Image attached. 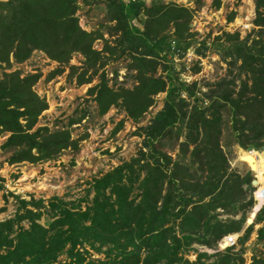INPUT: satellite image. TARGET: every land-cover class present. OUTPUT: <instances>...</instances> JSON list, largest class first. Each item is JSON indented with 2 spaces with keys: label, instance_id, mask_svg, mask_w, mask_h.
Listing matches in <instances>:
<instances>
[{
  "label": "trees",
  "instance_id": "obj_1",
  "mask_svg": "<svg viewBox=\"0 0 264 264\" xmlns=\"http://www.w3.org/2000/svg\"><path fill=\"white\" fill-rule=\"evenodd\" d=\"M182 1L86 0L103 9L101 23L110 40L100 26L91 32L81 27L78 0L0 1V64L6 69L40 52L59 65L47 81L67 68L68 80L76 78L81 85L90 84L109 62L126 57L136 83L132 88L114 90L102 73L89 93L95 95L99 116L119 107L133 123L148 112L156 96L166 94L163 109L136 132L144 136L138 155L94 180L93 198L85 209L81 203L68 208L69 202L61 198L52 199L48 207L42 200L19 202L15 218L0 223V264H55L63 253L69 260L60 264H244L243 246L254 226L264 224L263 210L238 240V252L198 253L195 261L181 252L193 242L214 247L222 236L241 230L242 220L223 221L213 213L244 197L241 184L246 182L253 191L250 174L241 181L225 175V134L243 150L264 152V0H253L257 29L245 38L240 32H222L200 42L191 31L203 0ZM215 5L219 8L220 0ZM101 40L102 49L95 50ZM174 44L180 59L190 47L199 57L213 50L227 66L226 75L209 93H203L198 82L186 83L170 64ZM76 54L84 58L80 67L70 64ZM159 66L166 76H156ZM200 69L199 61L191 63L192 74ZM22 74V69L4 72L0 79V135L8 136L1 147L13 151L7 163L35 164L68 149L78 151L88 134L72 140L68 130L35 128L48 110L46 99L34 89L42 73ZM82 120L72 119L69 125ZM177 145L179 159L172 160L169 152ZM248 154L243 155L247 161ZM187 155L190 161L184 165ZM205 171L211 175L199 180L198 173ZM3 183L0 178V189ZM253 204L250 198L245 207ZM43 210L53 219L48 228L39 223ZM257 238L264 242V225ZM82 247L105 259H87ZM252 260L264 264V258Z\"/></svg>",
  "mask_w": 264,
  "mask_h": 264
},
{
  "label": "rangeland",
  "instance_id": "obj_2",
  "mask_svg": "<svg viewBox=\"0 0 264 264\" xmlns=\"http://www.w3.org/2000/svg\"><path fill=\"white\" fill-rule=\"evenodd\" d=\"M78 1L80 7L77 11V16L80 25L88 32L95 31L100 26L105 34L106 40H110L109 33H107L108 29L102 27L101 23L104 18L103 9L86 3V0ZM216 1L217 0H203V6L201 8L206 6L214 7L216 6ZM252 6L255 8L253 0H220V5L217 9L220 10L221 15H219L218 21L220 23L224 20L229 21L231 15L235 14V17L239 16L242 20L247 19V21L244 22L246 24L248 22L247 14ZM231 9L233 11H231ZM206 27L207 26L201 30V33H195L196 42L207 39L208 36L211 37L212 41L216 36L220 35L218 33L222 28L221 26L217 25L213 28L208 26V32ZM197 28H199L198 22L194 24L191 32L194 33ZM256 29L254 25L252 31ZM252 31H241L240 36L245 38ZM103 44L102 40L97 41L93 48L95 50H101ZM45 57L46 56L40 52H34L31 59L23 65H15L13 68L6 69L4 65L0 64V79L4 72H12L19 69L23 70V76L28 73L41 72L42 77L34 89L39 96L46 99L48 110L39 118L35 128L48 127L50 133L68 130L71 132L72 140L78 139L84 134H88V136L85 140L81 141L78 151L68 149L49 161H41L35 164L20 163L11 166L7 161L11 157L13 151L3 150L1 147L8 136L0 135V178L4 180V189L5 183L8 182L11 183V187L13 186V188L16 189L14 191L17 193L11 195V192L5 193L4 189H0V223L15 218L20 206V201L29 202L32 199L42 200L44 205L48 207L52 199L61 198L69 202L70 205L68 208H72V204L81 203V208L85 209L93 198L94 193L92 191V185L94 180L124 162H130L132 158L138 155L139 150L143 146L144 136L138 135L136 133L137 130L149 125L150 121L164 106L166 94L162 93L155 97L154 104L138 123L130 121L126 117V113L119 107H112L107 114L99 116L98 107L94 99L95 95L91 96L89 90L99 83V75L102 73L106 75L108 86L114 90H118L121 87L132 88L136 83L132 79L133 73L128 70L129 59L126 57L117 60L114 59L94 76L90 84L80 85L75 80L76 78L71 82L68 80L69 69L67 68L62 74L56 75L53 79L47 81V75L56 70L59 65ZM184 58L185 56L181 58L179 63H176L171 57L172 63L170 64L173 65L177 71L179 66H182L183 69L188 65L187 60ZM201 58L202 61L199 60L201 73L193 77L199 78V86L202 87V92L209 93L214 87V84L224 78L227 72V66L221 61V56H218L216 53L214 54L213 50H208L206 55ZM83 61L84 58L76 54L72 58L70 64L80 67ZM116 71H118L117 78L115 77ZM162 71L163 68L159 66L156 76L160 74L166 76L167 73ZM183 75H185V73H183ZM74 82H76L77 87L75 91H73ZM66 89H68V91L63 93ZM200 98H202L201 95ZM206 101L207 97L203 99V102ZM192 105L193 101L190 100L188 109H190ZM80 118H83L80 124L73 126L69 125L72 119ZM183 139L184 138H181L179 143L182 142ZM221 145L227 160V170L225 174L227 178L233 177L235 180L241 181L246 175L250 174L254 180L256 174L258 178V180H256L257 183L264 182V152L243 150L237 144L233 143V140L227 133L221 140ZM178 152V145L174 151L169 152L172 160L179 159L177 156ZM244 152H253L252 155L249 154L246 156L248 161L243 157ZM260 155L263 157V162L260 160ZM188 156L189 155L182 161L184 165L189 164L190 157ZM255 156L258 159H255ZM210 175L209 172L205 171L203 173L199 172L197 177L201 180V178ZM240 187L242 192H244V197L233 200L227 210L217 208L213 214H215L219 220L223 221L242 220L241 227L244 228L256 221L259 205L254 203L251 206L248 205L245 207L250 201V198H252L250 193L251 187L246 182L241 184ZM208 200L209 199H206V201ZM43 212L44 215L39 220V223L45 228H48L49 224L53 222V219L49 212H45L44 210ZM236 212L238 213L235 215ZM22 225L28 228L29 223L24 221ZM261 227V225L254 226L247 242L243 246L244 264H251L253 256L264 258V242H258L257 238V231ZM244 231L234 232V235L237 234L240 239L244 236ZM178 233L179 236L183 238V234H181L180 230H178ZM202 235L203 234H201V236ZM66 248H68V246ZM216 248L217 245L210 247L193 242L190 246L186 245L181 253L188 260L195 261L198 253H207V255L211 256L216 253ZM241 248L242 247L238 244L237 247L232 249V252H238ZM81 250L82 252H87V259H105L104 254L96 253V250H92L89 247H82ZM104 250H106V247L103 248V251ZM68 260L67 254L63 253L55 264L64 263ZM209 261H212V258H210Z\"/></svg>",
  "mask_w": 264,
  "mask_h": 264
},
{
  "label": "built area",
  "instance_id": "obj_3",
  "mask_svg": "<svg viewBox=\"0 0 264 264\" xmlns=\"http://www.w3.org/2000/svg\"><path fill=\"white\" fill-rule=\"evenodd\" d=\"M141 1H144V0H141ZM174 1L178 4H184V2L182 0H174ZM189 7H192V4H190ZM231 11H233V10L231 9ZM219 15H221L220 10L215 8V7H212V6H206L204 8H201L200 10H197L195 12L194 17H195L196 22H198V24H199V28H197L194 33H197V34L201 33V30L203 28H205V26H207L206 27L207 32L209 31L208 26L211 28H213L217 25L221 26L222 28L219 30L218 34H221L222 32L234 33V32H241V31H252V29L254 28V20L256 18V12H255L254 6L251 7V10L247 14L248 15V17H247L248 22L246 24L244 22L247 21V19L242 20L239 18V16L234 17V19L232 21L224 20L223 22L220 23L218 21ZM208 16H210V17H208ZM211 23H212V25H211ZM83 29L86 30L85 28H83ZM172 50H173V57H172L173 60L176 63H179L181 60L178 56L180 51L175 49V44L173 45ZM184 59L187 60L188 65L185 66V68H183V69H182V66H179L178 71L181 72V77L188 84L193 83V82L199 83V80H198L199 78H195L193 76L198 75L199 73H201V71L198 74H192L191 63L193 61H199V60L202 61V58L199 56H196L194 48L190 47L187 50ZM200 65H201V63H200ZM183 73H185V75H183ZM76 88H77L76 82H74L73 91H75ZM67 91H68V89H66L63 93H65ZM183 97H185V96L183 95ZM11 166H13V165H11ZM254 180H258L256 174L254 176ZM252 187H253V191L251 193V197L253 199V202L256 203V205H259V208L257 210V214H259L262 210L264 211V182L259 183V184H257V186H252ZM14 190H16V189L13 188V186L11 187V183H8V182L5 183V189H4L5 193L11 192V195L17 194ZM16 197H18V196H16ZM238 239H239V236H237V235L225 236L217 244L216 252H223L227 249H233V248L237 247ZM224 244H227V246H225Z\"/></svg>",
  "mask_w": 264,
  "mask_h": 264
},
{
  "label": "crops",
  "instance_id": "obj_4",
  "mask_svg": "<svg viewBox=\"0 0 264 264\" xmlns=\"http://www.w3.org/2000/svg\"><path fill=\"white\" fill-rule=\"evenodd\" d=\"M238 213V212H237ZM256 220V219H255ZM254 223V222H253ZM252 225V224H251ZM257 225H261V226H263V223L262 224H257ZM257 225H255V227L257 226ZM250 225H247V226H245L244 228H242L241 227V230L240 231H244V230H246L248 227H249ZM235 233H229V234H227V235H224V236H222V238H220V239H218V241H217V244H218V242L220 241V240H222L225 236H228V235H234ZM237 235V234H236ZM238 236V235H237ZM216 244V245H217Z\"/></svg>",
  "mask_w": 264,
  "mask_h": 264
},
{
  "label": "bare ground",
  "instance_id": "obj_5",
  "mask_svg": "<svg viewBox=\"0 0 264 264\" xmlns=\"http://www.w3.org/2000/svg\"><path fill=\"white\" fill-rule=\"evenodd\" d=\"M253 152H255V151H253ZM253 152H249V154L252 155ZM249 154H248V155H249ZM260 156H261V155H260ZM261 157H262V156H261ZM261 157H260V160H261V162H263V157H262V158H261ZM255 159H258V158L255 156ZM258 207H259V206H258ZM224 245L227 246V244H224Z\"/></svg>",
  "mask_w": 264,
  "mask_h": 264
},
{
  "label": "water",
  "instance_id": "obj_6",
  "mask_svg": "<svg viewBox=\"0 0 264 264\" xmlns=\"http://www.w3.org/2000/svg\"><path fill=\"white\" fill-rule=\"evenodd\" d=\"M251 183H252V186H257V184H258L256 180H253Z\"/></svg>",
  "mask_w": 264,
  "mask_h": 264
}]
</instances>
